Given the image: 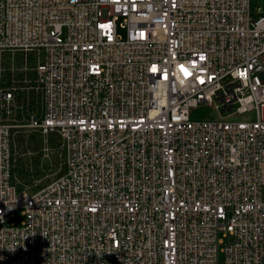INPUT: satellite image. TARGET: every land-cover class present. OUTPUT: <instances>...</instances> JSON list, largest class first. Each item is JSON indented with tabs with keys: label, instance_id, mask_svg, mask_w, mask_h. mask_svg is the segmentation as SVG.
Here are the masks:
<instances>
[{
	"label": "built area",
	"instance_id": "obj_1",
	"mask_svg": "<svg viewBox=\"0 0 264 264\" xmlns=\"http://www.w3.org/2000/svg\"><path fill=\"white\" fill-rule=\"evenodd\" d=\"M0 264H264V13L0 0Z\"/></svg>",
	"mask_w": 264,
	"mask_h": 264
},
{
	"label": "rangeland",
	"instance_id": "obj_2",
	"mask_svg": "<svg viewBox=\"0 0 264 264\" xmlns=\"http://www.w3.org/2000/svg\"><path fill=\"white\" fill-rule=\"evenodd\" d=\"M251 12L252 14H263L264 13V0H251ZM120 36L122 39L125 38L126 32L125 30H120ZM51 138L54 139L55 136L51 135ZM25 151H20V158L17 161V167L16 169H19L22 166L26 167V170L28 169L30 176L28 179H25L24 177H21L19 173L16 172L20 178L24 182L28 183H38L39 185L43 186L47 184L49 181L53 180L59 172L62 170V165L55 160L56 156L55 154H52V159L50 161L48 160H41V157L38 156L37 153H32L25 155ZM32 157L31 159L28 157ZM47 166H50V169L47 168ZM22 187H19V190ZM22 215L20 212H17L15 214V217L13 219V222L16 224H20L22 222Z\"/></svg>",
	"mask_w": 264,
	"mask_h": 264
},
{
	"label": "trees",
	"instance_id": "obj_3",
	"mask_svg": "<svg viewBox=\"0 0 264 264\" xmlns=\"http://www.w3.org/2000/svg\"><path fill=\"white\" fill-rule=\"evenodd\" d=\"M50 166H47V168H49ZM16 172L20 174L21 177H24L25 179H28V177L30 176V173L28 171V169L26 170L25 166L20 167L19 169H16Z\"/></svg>",
	"mask_w": 264,
	"mask_h": 264
}]
</instances>
